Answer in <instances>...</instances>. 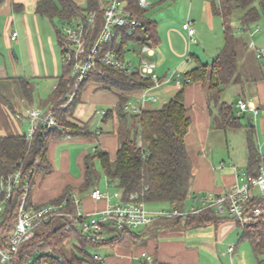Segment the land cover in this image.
Wrapping results in <instances>:
<instances>
[{"label":"crops","instance_id":"0c3cea01","mask_svg":"<svg viewBox=\"0 0 264 264\" xmlns=\"http://www.w3.org/2000/svg\"><path fill=\"white\" fill-rule=\"evenodd\" d=\"M38 1L6 0L0 6V137L26 135L30 127L27 111L38 107L47 113L51 109L52 95L64 74L58 29L54 22L37 14ZM74 1L82 6L80 0ZM15 3H21L23 10L16 11ZM258 7L262 19L252 26L253 36L238 37V41L244 39L249 44V49L243 50L241 44L237 43L239 61L234 80L223 87V92L215 93L214 100L203 83L191 82L186 88V107L192 122L186 136V146L193 167L187 208L193 206V197L196 195H218L230 191L240 183L239 177L249 172L248 131L252 126L255 131L262 133L258 139L256 132V141L264 163V64L251 47L253 43L256 49L264 50V0H258ZM188 20L193 23L198 40L196 47H190L189 60H186L189 41L186 32L182 35L171 24L159 31L160 35L157 30L155 53L148 55V58L157 64L156 73L162 79L174 69H180L186 75L198 60L211 66L226 45L224 21L214 13L210 0H199L197 5H189L182 27ZM234 26L239 31L240 22ZM257 28L260 32H256ZM14 33L18 34L15 40ZM185 81L186 77L183 76L182 86ZM24 84L29 86V99L24 94ZM181 88L170 83L154 92L168 99L167 103ZM239 99L255 106L259 114H239L236 107ZM224 102L235 106V115L241 123L239 128L223 125L221 109ZM120 104L119 93L97 84L86 87L74 114V122L92 126V119L100 114L104 123L111 110L113 125L92 126L91 130L96 135L94 137L52 139L48 145V161L53 166V172L38 179L31 197L33 203L55 201L69 188L78 193L81 208L86 213H98L106 207V202H96L91 197L92 192L100 188L102 180L105 185L108 183L99 161H95V168L100 174L98 184L88 190L82 187L85 183L86 159L94 153L95 147H99L98 151L107 152L112 161L116 159ZM152 104L149 103L146 108H152ZM102 128H105L103 133ZM235 131L244 132L243 144L238 145V141L236 144L238 135L234 134ZM169 208V204H157L152 205L151 210ZM224 217L217 225L197 228H185L184 223L178 227L156 221L148 229H139L140 232L134 230L138 236L133 237L134 244H130L132 237L129 236L123 244L101 246L105 254V257L99 256L101 263L139 264L145 259L158 258L163 264H205L206 260L233 257L241 234H238L239 241L236 244L234 235L240 226L233 217ZM231 246H236L232 255L228 252Z\"/></svg>","mask_w":264,"mask_h":264},{"label":"trees","instance_id":"16d2710c","mask_svg":"<svg viewBox=\"0 0 264 264\" xmlns=\"http://www.w3.org/2000/svg\"><path fill=\"white\" fill-rule=\"evenodd\" d=\"M126 1L131 12L138 15L142 23L140 30L133 38L126 39L121 44L114 41L104 48V52L116 51L122 58L130 54L128 46H132V43L139 46L147 45L153 49L157 44V27L145 18L146 9L139 7L138 0ZM210 1L214 13L224 21L226 45L211 66L198 60L196 66L184 75L186 81L181 90L169 102L160 108L145 107L139 114L132 113L127 108L128 103L140 93L153 87L154 82L143 79L139 74L127 75L118 69L99 66V69L92 71L89 79L80 87L74 102L64 108L77 81L73 68L64 66V74L52 95L51 109L47 112L56 116L59 126L44 134L45 127L40 125L32 142H28L25 135L0 137V176L11 174L21 168L26 174L32 172L31 198L38 179L53 172V166L48 161V145L52 139H62L68 136H96L90 124L76 125L70 120L82 101V94L86 87L97 84L121 95V104L118 107L120 126L117 131L119 148L114 161L104 151H97L87 157L85 183L82 189L88 190L98 184L100 174L95 168V161H99L108 181L116 185V188L124 195L138 193L143 195L144 201L151 206L169 204L170 210H186L193 178L192 162L186 146V136L192 123L186 107V88L191 82H198L203 83L210 92H223V87L230 84L237 75L239 61L237 43L241 44L243 50L249 49V44L244 39L238 41V37L250 35L252 26L262 19L258 0ZM5 2L6 0H0V6ZM104 2L105 0H87L86 6L82 7L74 0H39L36 12L52 22L58 19L64 23H73L78 19L86 20L87 15L92 11H100L97 26L88 29V42L85 48L87 51L93 46L99 32ZM14 7L18 12L23 10L21 3H15ZM237 11L242 12L238 18L239 31L232 23ZM57 29L59 44L64 53L63 33L58 26ZM23 90L26 98L29 99V86L24 84ZM221 111L225 127L237 129L241 126L240 118L235 115L233 104L224 102ZM113 120V111L109 110L104 124L113 125ZM67 128L71 131H67ZM104 129H101V133L105 132ZM140 142L142 146H139ZM248 150V174L256 175L263 160L257 145L254 126L248 131ZM71 193L72 190L68 188L59 199L52 202H60L68 198ZM256 206L264 207V199H253L249 208ZM68 210L74 211L72 204ZM224 218L218 215L215 209L209 208L198 216H189L186 219L182 217L163 219L158 220V223L178 227L184 223L185 228H197L211 224L217 225ZM16 219V207H9L5 220L0 224V232L6 238L13 230ZM238 224L241 226L239 222ZM109 235L111 237L108 240L101 243L96 242L77 229L71 219H56L43 225L37 231L35 238L22 246L18 257L12 264H83L85 262L103 264L100 259L89 254V248L123 244L129 236L132 237L130 244H134V238L138 237L134 230L124 232L114 230ZM241 241L249 242L258 263L264 264V260L260 258L264 254V219L257 220L252 226L242 230ZM139 264L163 263L158 258H153L145 259Z\"/></svg>","mask_w":264,"mask_h":264},{"label":"built area","instance_id":"2783aa9c","mask_svg":"<svg viewBox=\"0 0 264 264\" xmlns=\"http://www.w3.org/2000/svg\"><path fill=\"white\" fill-rule=\"evenodd\" d=\"M138 1L140 8L146 9L150 6L148 0ZM101 11L103 14L99 32L93 46L87 51L85 48L88 42V29L97 26L100 11L90 12L86 20L66 22L62 29L65 40L63 64L72 67L73 74L77 77L74 91L68 96V102L64 108L74 102L80 87L89 79L92 71L99 69V66L118 69L127 75L139 74L143 79L154 82L153 87L140 93L128 103L127 108L134 114L141 113L149 103L157 102L154 91L162 85L173 83L179 88L182 87L181 79L185 73L180 69H174L164 80L160 79L156 73L157 64L145 57L155 53L150 46L132 43V46H128L129 53L135 57L129 60L120 57L116 51L104 52L107 44L114 41L121 44L126 39L133 38L139 32L142 23L138 15L131 12L126 0H105ZM192 24L188 20L182 27L189 38L186 60L190 59V47L198 43L196 29ZM256 32H260V29L257 28ZM17 36L18 34L14 33L13 39L15 40ZM250 36L252 37L253 34L251 33ZM251 47L255 49L258 59L264 58V50L256 49L253 43ZM236 107L239 109V114L245 112L255 116L259 114L255 106L243 99L237 100ZM27 116L30 127L25 136L28 142L33 141L40 125L45 127L44 134L59 126L53 113H43L38 108L29 109ZM67 131L71 130L67 128ZM139 146H142L141 142ZM98 150L97 146L93 152L96 153ZM32 182V172L26 174L22 168L11 174L0 176V224L5 220L9 207L15 206L17 209L16 223L9 236L6 238L0 232V264H12L22 246L31 242L43 225L60 218L71 219L77 229L100 243L108 240L110 232L114 230L118 232L139 230L152 226L158 220L198 216L209 208L215 209L220 216L233 217L240 223L242 230L252 226L257 220L264 219L263 206L249 208L253 199H264V163L258 174H242L239 177L240 183L230 191L218 195L195 196L193 206L188 211L151 210L147 207L143 195L132 193L126 196L118 189L111 193L109 181L106 191L96 188L91 194L94 201L107 203L106 207L98 213L89 214L82 210L79 195L75 192L60 202L38 206L30 198ZM71 204L73 212L68 210ZM235 249L236 246H231L228 252L232 255ZM95 258L100 259L99 256Z\"/></svg>","mask_w":264,"mask_h":264},{"label":"rangeland","instance_id":"374dc122","mask_svg":"<svg viewBox=\"0 0 264 264\" xmlns=\"http://www.w3.org/2000/svg\"><path fill=\"white\" fill-rule=\"evenodd\" d=\"M148 1H149L150 6H148L146 8L145 18L157 25V30H158L159 35H160L161 30L165 29L170 24L173 25V27L177 31L182 33V35H183V33H185V31L182 28V23L185 19L187 12H188L189 5H197V2L199 0H194V2L193 1L191 2L190 0H148ZM80 2H81V5L83 7L86 6L85 0H80ZM241 14H242L241 11H237L234 14L233 20H232V23L234 25L237 24V22H238L237 18L240 17ZM45 21H47V20H45ZM54 23H55V26L56 27L58 26L61 30L65 26V23L58 20V19H55ZM184 36H185V34H184ZM243 36H244V38L249 37L248 35H243ZM181 42H182V40H181ZM193 47H196V45H194ZM134 57L135 56L131 53L126 55L127 60L132 59ZM145 57L147 59H149L148 55H145ZM260 62H262V64H264V58H262ZM210 63H211V61H210ZM255 76L256 75H254V77ZM211 93H212V100H214L215 99V93L214 92H211ZM155 94L157 96V102L153 103L152 107L153 108H160L165 104V102L168 99L160 97L159 93H157V92ZM35 108H38V107H35ZM73 118H71V120H70L72 123H75L76 125H81V124H78L77 121L74 122L75 120ZM101 118L102 117L100 114L96 115V117H94L92 119L91 125L92 126H98V127H104V123L102 122ZM256 132H258V131L256 130ZM234 134L238 135L237 140H236V144H237V141H238V145H240V143L243 144L244 143L243 142L244 132L243 131H235ZM257 135H258L257 138L259 139V136H261L262 133L258 132ZM104 183L105 182L102 180L101 184H100V188L102 190L106 191L107 185H105ZM116 190H117L116 185L111 184L110 192L114 193ZM147 207L149 209H151L152 206H151V204L147 203ZM189 209H190L189 207L186 208L187 211ZM136 232H140V231L136 230ZM241 232H242V227L240 226V227H238L237 232L234 235L235 244L238 243V241H239L238 234H241ZM101 249L102 248H100V247L89 248V254L94 255V256H100L101 258L105 257V254L103 253L104 251ZM232 256L233 257L228 256L226 259H224V258L219 259V257H218L217 259H210L211 261L206 260L205 264H259L258 261L256 260V257L253 254L250 243L247 241L239 242L237 252L235 253V255H232ZM260 258L262 260H264V254L261 255ZM83 264H92V263L85 262Z\"/></svg>","mask_w":264,"mask_h":264},{"label":"water","instance_id":"95a60500","mask_svg":"<svg viewBox=\"0 0 264 264\" xmlns=\"http://www.w3.org/2000/svg\"><path fill=\"white\" fill-rule=\"evenodd\" d=\"M248 120H250V116L248 117Z\"/></svg>","mask_w":264,"mask_h":264}]
</instances>
